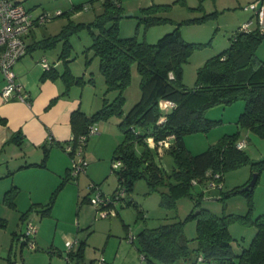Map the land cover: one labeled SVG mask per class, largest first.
<instances>
[{"label": "trees", "instance_id": "16d2710c", "mask_svg": "<svg viewBox=\"0 0 264 264\" xmlns=\"http://www.w3.org/2000/svg\"><path fill=\"white\" fill-rule=\"evenodd\" d=\"M102 4L103 11L88 24L91 44L86 50H91L92 56L98 57L106 89L117 90V95L112 100L103 98L102 106L90 115L79 107L71 112L70 125L73 136L67 143L72 146V150L67 151L71 157L82 134L87 135L83 143L85 150L90 136V125L99 120H107L115 114L121 116L118 125L122 131V139L114 149L112 157V163L119 160L120 165H111V171L117 175L116 188L120 185L125 189V194L120 200L127 205L130 201H127L125 195L132 190L135 181L140 177H143L152 189L166 185L168 192H162V200L164 204L170 205L175 197L183 194L191 196L198 203L210 183L222 189L224 173L242 165H250L251 173L257 172L259 176L264 170V156L252 158L244 147L237 146L239 139L235 134H227L216 144L198 153L188 151L183 139L186 133L210 128L214 121L205 116L210 107L227 105L237 99L244 102L238 124L264 137V59L256 54L257 46L264 40V35L259 31L256 18L254 26V20H247L246 22L251 21L249 30H243L241 25L232 36L228 47L208 57L196 69L194 85L188 87L183 82V63L188 59L192 43L182 38L179 26L163 34L154 43L138 40L136 36L121 37L118 22L113 19V15L121 8L119 0H102ZM154 5L142 8L147 13L146 24L159 21L157 16L149 14L150 10L156 7ZM66 13L68 17L71 15L68 11ZM79 26L69 19L59 33L39 42L40 46L50 48L62 40L64 46L60 56L66 64L62 73L49 68L43 72L41 78H55L60 75L67 89L72 84L84 83L83 76L72 74L67 66L69 60H66L71 52L69 37ZM133 63H136L140 74V96L124 112V91L130 82V68ZM160 100L172 101L174 105L163 111ZM162 115L165 119L159 122ZM171 134L174 139L166 150L173 155L174 163L172 171L168 173L154 160L147 139L158 141ZM138 145L142 146L140 151H137ZM47 156L48 148L45 147L42 160L28 165L45 166ZM68 174L63 182L68 179ZM250 178L241 186L222 193L223 197L238 192L245 194L249 203L248 213L218 215L205 208L190 212L188 218H193L196 223V235L192 239L184 235L181 220L143 228L135 237L140 256L152 264H196L198 255L217 264H264V213L251 216L254 187L242 190ZM195 185H200L201 189L193 193L191 190ZM16 192V187L6 192L11 205ZM55 194H52L45 211L51 208ZM131 203L138 210V216H143L139 205L133 201ZM235 220L256 227V234L249 246L242 248L238 253L232 248V237L228 228ZM15 237L18 238L17 233H14ZM190 240L196 241V246L192 249L188 245ZM21 243L24 245L27 241ZM83 244L84 242L80 241L76 250L71 248L67 251V264H71L72 258L80 264L83 260ZM94 263V260H91L88 264ZM6 264H18L13 244L9 247Z\"/></svg>", "mask_w": 264, "mask_h": 264}, {"label": "rangeland", "instance_id": "374dc122", "mask_svg": "<svg viewBox=\"0 0 264 264\" xmlns=\"http://www.w3.org/2000/svg\"><path fill=\"white\" fill-rule=\"evenodd\" d=\"M57 1H60L61 6H64L62 8H66L69 13H77L72 20L74 24L80 26L70 37L74 56L70 66L76 75L85 77L84 83L74 89L79 94L81 88L85 87L83 108L90 112V115L102 106L103 98L112 100L117 95V90L106 89L98 57L92 56L91 50H86L91 44L88 24L103 11L102 0H73L74 3L81 1L74 7L71 0ZM254 1L258 0H119L121 8L113 15V19L118 22L121 37L136 36L138 40L149 43L156 42L163 34L179 26L182 38L192 43L188 59L183 63V82L191 87L195 82L196 69L208 57L228 47L232 36L244 22L252 19L254 20L252 26L256 24L254 10L246 8ZM152 4L156 7L150 10L149 14L157 16L159 21L146 24L147 13L142 8ZM56 17L64 19L66 23L68 14L65 12ZM256 54L264 59V40L258 44ZM139 82L140 74L136 63H133L130 68V82L124 91L126 97L124 112L138 100ZM243 107L242 99L227 105L210 107L205 116L213 120V124L205 131L186 133L183 136L186 149L191 153H198L216 144L227 134H235L237 139L246 140L244 149L252 158L264 156V137L238 124ZM120 119L121 116L113 114L107 120L97 121L95 125L99 130L89 136V144L84 150L85 170L72 176L70 166L74 159L70 157L68 179L63 182L67 173L49 179L45 176L39 178L43 184H38L37 197H30L25 193H22L24 200L20 197L19 201L22 204L24 201V205L27 206L23 211L16 209L14 201V197L20 191L17 190L13 196L12 205L9 203V195L6 194L8 190L5 192L0 201V213L3 214L0 215V240L6 238L7 241L8 238L9 247L13 244L18 264H67L66 255L70 241H74L73 250L78 248L80 241L84 242L83 260L80 264H88L91 260L96 262L100 258L106 260L108 264H124V261L125 264H132L133 261L139 264H152L144 260L136 248V234L143 228H153L181 220L184 235L192 239L196 235V223L193 218H188L190 212L202 208L218 215L228 213L243 215L249 212L245 194L238 192L222 196L223 192L241 186L250 178L251 167L246 164L226 171L222 189L210 186L204 190L198 203L191 196L183 194L175 197L172 204L166 205L162 200V192H168V187L159 185L152 189L147 181L140 177L135 181L132 190L125 195L130 204L119 200L115 207H111L109 216L102 217L100 210H97L90 200L98 191L110 195L117 186V175L111 171V165L114 149L122 139V131L118 125ZM148 146L152 150L154 160L170 173L173 169V155L166 149L160 150L150 144ZM136 148L140 151L142 146L138 145ZM75 160H79L77 155ZM96 164H99V167L96 177H93L88 170ZM200 189V185H195L191 191L195 193ZM54 192L56 194L51 208L45 211ZM252 197L251 216L254 217L264 213V170L259 173ZM132 201L139 205L143 216H138V210ZM23 213L26 214L22 216ZM27 221H32L37 229L41 230L35 234L34 247L21 243L20 237ZM228 228L232 237L231 245L236 253L249 246L256 234V227L253 224L241 220L231 222ZM14 233H17V239L14 238ZM131 235L132 241L129 239ZM188 245L192 249L196 246V241L190 240ZM0 264H6V258L1 255ZM71 264H77L75 258L71 259Z\"/></svg>", "mask_w": 264, "mask_h": 264}, {"label": "crops", "instance_id": "0c3cea01", "mask_svg": "<svg viewBox=\"0 0 264 264\" xmlns=\"http://www.w3.org/2000/svg\"><path fill=\"white\" fill-rule=\"evenodd\" d=\"M21 2L33 17H37L45 11L54 13L53 11L57 9L63 14L67 10L62 8L64 6H61V2L57 0H21ZM79 2L74 3L71 0V5L76 6L80 4ZM62 14L53 17L57 18L56 16ZM76 14H71L67 18V22L69 19H74ZM53 17L41 24L33 25V28L25 36L28 49L14 66L16 79L28 92L29 101H20L15 98L4 101L0 96V201L7 190L16 187L20 192L16 194L14 201L16 209L20 211L27 207L24 205V201L23 204L20 202V197L24 200L22 193L30 197H37L38 184H43L39 178L45 176L49 179L67 173L71 155L62 145H67L73 136L70 114L78 107L86 114L90 113L83 108L85 87L81 88V92L77 94L74 88L79 84H72L67 89L66 83L60 75L55 78H41L45 71L41 65L43 57L49 63L50 69L57 70L59 74L66 68L65 62L60 56L64 46L62 40L57 41L50 48L39 45L42 39L59 33L67 23L62 18L54 19ZM70 37L71 52L66 58L69 60L67 66L72 74L79 76L73 72L70 66L74 59ZM83 78L85 80L84 76ZM3 84L4 79L0 71V90ZM160 106L163 111L171 108V106H165V100H160ZM98 130L97 127V132ZM243 141L246 142V140ZM88 144L87 140L85 148ZM45 147L48 148L45 166L28 165L29 163H39L42 160ZM98 167L99 164L92 166L88 173L96 177ZM20 194L22 195L19 196ZM30 197L29 199H31ZM0 215L3 214L0 213ZM37 231L41 230L37 229ZM5 239L0 240V255L4 258L9 252L8 238L7 241ZM132 264H139V262L133 261Z\"/></svg>", "mask_w": 264, "mask_h": 264}, {"label": "built area", "instance_id": "2783aa9c", "mask_svg": "<svg viewBox=\"0 0 264 264\" xmlns=\"http://www.w3.org/2000/svg\"><path fill=\"white\" fill-rule=\"evenodd\" d=\"M246 8L253 9L255 18L257 20L259 31L264 35V0H258L257 2H251ZM62 12L56 10L54 13L42 12L37 17H33L31 12L23 5L21 0H0V71L2 73L4 84L0 90V96L4 101H8L15 98L20 101H29V94L25 90L24 86L17 81L14 66L16 62L26 53L27 43L25 36L33 28L35 23H43L54 15H59ZM251 21L244 22L242 29L247 31L250 28ZM41 65L45 70L50 68L46 58L41 59ZM173 106L174 103L169 100H165V106ZM161 107V106H160ZM165 116L159 118V122H162ZM97 132V126L92 124L89 126L88 135ZM87 138L86 134L79 136L78 144L74 148V154L71 157L74 159L73 164L70 166L71 175H78L81 170H85L86 162L84 160V147L83 143ZM174 135H168L166 138L154 141L153 139H147V143L154 145L157 149L163 150L170 146ZM245 142L238 141V147H244ZM67 151L72 150L70 144L65 145ZM79 157V160H75V156ZM113 167H118L120 161H114ZM214 186L210 183L208 187ZM94 188V185H92ZM125 194V189L122 186H118L112 195L104 194L98 191L90 202H92L97 210H100L102 217L109 216L111 213V207H115L120 198ZM37 233V226L32 221L26 222V227L21 235L22 241L26 240L27 244L31 247L35 246V234ZM132 241L133 236H129ZM74 241L68 242V249L73 248ZM94 264H108L103 258L98 259ZM196 264H217L210 262L202 255L196 257ZM227 264V263H225ZM235 264V263H231Z\"/></svg>", "mask_w": 264, "mask_h": 264}, {"label": "water", "instance_id": "95a60500", "mask_svg": "<svg viewBox=\"0 0 264 264\" xmlns=\"http://www.w3.org/2000/svg\"><path fill=\"white\" fill-rule=\"evenodd\" d=\"M257 177H258V173L253 172L250 180L248 181V183L244 187H242V190L252 189L254 187L256 181H257Z\"/></svg>", "mask_w": 264, "mask_h": 264}]
</instances>
